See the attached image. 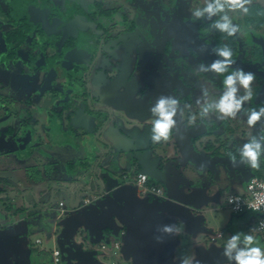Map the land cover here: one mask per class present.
Listing matches in <instances>:
<instances>
[{"label": "flooded vegetation", "instance_id": "flooded-vegetation-1", "mask_svg": "<svg viewBox=\"0 0 264 264\" xmlns=\"http://www.w3.org/2000/svg\"><path fill=\"white\" fill-rule=\"evenodd\" d=\"M254 4L259 3L251 1L247 14L228 11L233 23L240 28L237 35L228 37L211 29L217 17L197 20L192 16V11L203 7L205 0H0V56L5 60L14 59L19 65H15L18 75L10 86L0 83V97L27 104L23 112L28 118L20 119L19 123L25 125L26 122L25 127L30 132L28 148L39 146L42 151L34 153L30 149L35 160L47 157L43 144L53 130L65 131L56 146H66L74 139L70 132L86 124L96 110L122 108L130 115L144 118L152 115L150 107L164 95L177 98L184 108L177 113L174 128L188 152L212 164L219 159L231 163L229 153L239 160L240 142L246 139L231 127L237 119H218V114L201 119L197 104L203 89L208 90L210 100L219 99L224 90V76L228 73L223 76L211 72L198 74V65L217 59L213 49L227 45L232 49L235 62L229 72L243 68L255 76L264 75V62L260 65L261 59L254 57L251 49L257 44L258 36L264 34V24L248 20L253 15ZM242 34L244 46H248L251 53L242 51ZM46 97L53 103L44 122L49 121L42 125L44 122L40 124V119L33 114L40 100ZM251 105L264 107V90L254 96ZM192 116L198 124L194 131L195 122H190ZM38 125L41 129L34 134ZM176 138L172 130L166 142L175 147ZM34 140L39 143L35 145ZM190 143L202 152L194 154ZM133 167H136L134 174L124 175L126 181L142 172L140 166ZM244 167L247 169L246 165ZM180 170L186 177L185 182L190 184L189 165ZM150 210L152 218L146 229L136 232L141 235V242L150 243L146 262L154 263L160 255L165 259L160 245L156 244L163 221L157 220L156 210ZM146 211L142 208V213ZM175 252L172 258L168 255L165 264L169 261L176 264L177 260L180 264L182 258L176 259ZM138 256L141 257L139 264H143L141 260L147 255L140 252ZM211 258L205 257L200 264H209Z\"/></svg>", "mask_w": 264, "mask_h": 264}, {"label": "rangeland", "instance_id": "rangeland-1", "mask_svg": "<svg viewBox=\"0 0 264 264\" xmlns=\"http://www.w3.org/2000/svg\"><path fill=\"white\" fill-rule=\"evenodd\" d=\"M251 1L253 3L257 2L264 7V0ZM255 6L254 4V7ZM253 10L254 11H251L253 14L251 16L255 18L259 13V19L261 18L260 25H263L264 14L256 10V7ZM260 33H257V35ZM243 38L244 35L242 34V51L244 54L248 51L251 53V51L248 50V46H244L245 40ZM258 41H260L259 44ZM258 41L257 44L253 42L254 44L253 46L251 45V49H253V53L255 54L254 57L261 59L260 65H262L264 62V34L258 36ZM15 63L16 61H14V59L5 60L0 56V83H3L7 87L11 85L13 78L18 75V70L15 66L18 64ZM252 87L254 96L257 95L258 92L264 90L263 74H256V79ZM241 94H243V89H241ZM253 99L244 105L245 111L239 113L236 117L237 122L235 123L234 121V126L231 125L234 131L239 133L240 136H244L246 139H251L254 135L258 137L264 135V126H262L264 122L257 123L255 127H249L246 122L247 110L258 109L260 107L251 105ZM52 103L53 100L46 97L41 99L40 103L37 104L34 109L33 115L40 119V124L49 117V108ZM26 107L27 104L15 101L12 98L0 97V264H47L45 261L46 259L51 260L49 264H55L51 259L52 252L55 248L63 250L61 235L70 225L73 229L74 242L82 246L85 251L90 252L91 255H94L99 264H133V260L126 257L122 248L126 242L130 240L127 224L120 220V214H123V210L118 213V204H115L110 195L95 199V195L89 194L85 196L82 193L79 206L76 209L71 208L69 205L66 206V211L60 219H57L60 211H58L54 205H51L50 208H44L45 210L38 211L39 209L36 208L37 204L34 203V199H32L34 204L31 205L28 199L23 196L16 198L8 197V193L13 192L24 195L31 190L40 201L43 200L48 202L51 191L58 183H70L72 184L73 190L77 189V183L73 178L69 179V181H65V179H60V177L51 180H46L45 177V172L48 170L47 163L52 160L55 162L56 159H70L73 152H69V149L49 145L52 140H49L48 138L51 137L47 136L43 144V146H45V149H43L45 152H48L47 157L37 160L31 157L30 149L33 150L34 153H42V151H39V146L28 148V141L31 140L30 132L27 131L25 127L26 122L25 125L19 123L20 119L24 120L28 118L24 116L23 112ZM48 121L49 120H46L42 125H45ZM194 122L193 131L196 130L198 126L197 122ZM39 129H41L40 126H36L34 134H37ZM53 132L56 133V130H53ZM41 134L43 133L39 132V135ZM246 139L240 142V147L248 142ZM34 143L37 145L39 140H34ZM189 145L190 148H193L194 154L202 152L195 149L194 143H190ZM174 153L175 151L171 149L170 154ZM21 158L27 159V161L21 162ZM32 165H37L39 167L40 175H38V172L35 171ZM63 165V162L58 164V175H63L62 172L66 171ZM230 165V162L226 160L215 162L214 169L204 165L200 170L197 165H189V182L191 183L187 184L185 189L190 188L189 192H192L196 196L202 197V195H205L207 197V202L200 206V211L205 217V224L208 231H197V234L194 236L187 232L185 224L181 223L178 227L179 231L176 234L180 242L172 248L173 252L176 251V259L180 257H189L194 261L197 259L196 249L199 245H202L208 250L213 245L219 247L218 242L220 239L218 238V242H213V240L218 237V233L221 231L226 233L223 238L225 243L226 239L231 235L237 232L249 233L250 230L253 229L251 225L241 222L243 217L248 215L251 216V214L241 213L236 215L228 204L229 194L244 193L247 185V170H253V168L246 165L247 169H245V167H243L244 164L242 167L236 166L233 170ZM262 165L264 166V155L260 158V166ZM30 166L32 167L31 171ZM122 166L125 168L123 167V169L116 174V177L119 179L123 178V173H127V176H129L134 174L133 172L136 170V167L128 168L125 162L122 163ZM42 172L44 173L43 176H41ZM11 180L15 181V183H19V186L13 185ZM158 185L165 187V184L162 182ZM165 188L167 189L168 187ZM60 196H62V192L56 191L55 200H59ZM86 198H92L93 200L90 204L83 205ZM15 206L20 208L15 211ZM144 215L146 225H148L152 217L148 212ZM163 215H165V213H162L161 216ZM110 217L114 219L115 223V229L112 230L111 233L103 230L106 226V218ZM141 218L142 217L138 216L137 213L133 214L131 223L132 225L134 223L135 233H137L136 231H140L143 227H141ZM74 224H76L75 227ZM55 229L56 232L54 233ZM123 235L124 238L125 235L128 237L125 238L121 248H113L111 243L118 240ZM158 235L166 236V234L160 230H158ZM253 235H255L257 240L255 246L264 249V238L257 234V232L253 233ZM37 239H41L42 243H37ZM167 248L170 249V245ZM17 249L20 250L18 253ZM26 255L28 258H26ZM76 255L77 254L74 252L69 253L71 264H95L89 262L79 263Z\"/></svg>", "mask_w": 264, "mask_h": 264}, {"label": "water", "instance_id": "water-1", "mask_svg": "<svg viewBox=\"0 0 264 264\" xmlns=\"http://www.w3.org/2000/svg\"><path fill=\"white\" fill-rule=\"evenodd\" d=\"M89 117L90 119L86 124L76 126L74 132H70V137L72 136L74 139L68 142L66 146L61 145V147L69 149V152H73V154H71L73 156H71L70 159L64 160L63 166L66 171L62 173L66 174L65 181H69L71 178L75 179L77 183L76 190L72 189V184L70 183H58L51 191L49 201L43 204H41L42 202L32 191H28L24 195L12 192L8 193V197L16 198L30 195L31 198L34 199V203L38 206L48 208L51 205L55 207L57 205L56 209L60 211L58 205L60 200H55L56 191H62L68 196V203L64 201V209H66L68 205L76 209L79 206L82 193L85 196L91 194L95 195V197L110 195L115 204H118V213L123 210V214H120V220L127 224V231L130 235V240L122 247L126 257L133 260V264H139L141 257L139 258L138 255L141 252L147 255L144 257V260H141L143 264H165V259L168 257V254L171 258L173 257L172 248L179 244L180 241L178 237L176 235L167 234L166 236H161L156 244L160 245L157 246L160 248L162 255L164 253L165 259H162L160 255L159 258H156V262H146L149 257L148 251L150 250V243L141 242V235L135 233L134 223L133 225L131 223L133 214L137 213L138 216L142 217V230L147 227L145 213H142V208L147 209L146 213L152 211L150 210L151 208L156 210L155 216L157 220L163 221L161 226L171 224L179 227L182 223L185 224L187 232L194 236L197 234V231L207 232V227L204 225L205 217L200 211V206L207 201H202L198 197L195 199L194 196L185 192V187L187 186L185 182L186 177H184L180 167L186 166L187 164H194L201 170V168H203L201 165L203 164L214 169L215 163L212 164L193 157V153L191 154L188 152V148L179 140L175 128H173L174 135L177 137L175 147L169 146L167 142L166 144L154 143L151 140V127L154 120L152 115L141 118L140 116L138 117V115H130V113L122 108H115L112 110L101 108L96 110V113ZM135 118H137L138 121H134ZM59 129L56 130V133L52 132L51 138L49 139L52 140V143L55 142L53 143L54 145L56 141H60L61 136L65 134L63 129ZM171 149L175 151L174 154H170ZM191 150L194 152L192 147ZM155 154L158 155L155 156ZM58 160L60 159H56V161ZM123 162H125L128 168L135 165L140 166L143 168L142 172L147 173L150 179L165 184V186L168 187L166 193L167 197L163 199L155 196L154 199H151V195H146L145 198L142 199L138 195L140 190L136 185L126 184L127 181L124 176L126 173H123L122 179L116 177V174L124 167L122 166ZM217 162H221L220 159L217 160ZM32 167L35 168L38 175H40L39 167L37 165H33ZM171 169H173L174 173H172ZM43 174L42 172L41 176H43ZM46 176L47 172L45 177ZM165 176L168 177V180L165 179ZM96 186L99 187V191L93 189V187ZM120 194L127 195V200L124 204H120L119 201L115 200V197ZM86 199L90 201L89 203L84 201L83 205L90 204L93 200L92 198ZM135 206H137L136 209L134 208ZM15 208L16 211L20 207L15 206ZM158 212L160 214L165 213V215L161 216ZM62 215L63 213H60L57 219H60ZM105 222L106 226L103 230L106 231L109 229L111 233V231L115 229L114 219H112V217L106 218ZM75 226L76 224H74V227ZM55 232L56 229L54 233ZM127 237L128 236L125 235V238ZM125 238L123 235L117 241L122 245ZM61 241L63 245V250H61L62 261L64 264H71L69 260V253L71 252L77 254V261L79 263L89 262L99 264L94 255H91L90 252L85 251L82 246L74 242L71 225L62 233ZM169 245L171 247L170 249L167 248ZM111 246L113 247L112 243ZM223 248L224 247L218 248L213 245L208 250L202 245H199L196 249L197 259L194 260L195 264H200L204 258L208 256L213 257L210 259L209 264H229L222 254ZM18 252L19 249H17V253ZM26 258H28L27 255ZM176 262V264H179V260Z\"/></svg>", "mask_w": 264, "mask_h": 264}, {"label": "clouds", "instance_id": "clouds-1", "mask_svg": "<svg viewBox=\"0 0 264 264\" xmlns=\"http://www.w3.org/2000/svg\"><path fill=\"white\" fill-rule=\"evenodd\" d=\"M250 3L251 0H205V5L194 9L191 14L197 20L204 18L212 20L213 17H217L210 25L211 29L232 37L237 35L240 28L233 23L228 11H240L247 14L249 11L247 6ZM213 52L217 59L208 64H199L198 74L209 72L220 76L225 73L228 74L224 76V90L219 99L210 100L208 90H202V98L197 100V104L200 105L199 116L204 119L210 114H218V119H235L239 113L245 111L244 105L254 97L252 85L256 76L252 72L244 71L243 68H236L229 72L235 62L232 58V49L227 45L216 47ZM241 89H243V94H241ZM184 107L190 106L185 105ZM149 110L154 117L151 127V140L154 143L168 141L176 125L177 113L184 110L180 101L173 96L161 95ZM246 114V122L249 127H255L257 123L264 122V107L248 109ZM195 119L196 117L192 116L190 122L195 121ZM238 152L239 160H237L236 155L229 153L231 163L234 165L237 163L245 164L253 169H258L260 158L264 155V135L252 136L238 149ZM254 210L259 211V207H255ZM159 230L167 235H176L179 231L176 225L171 224L163 225ZM259 231H264V221L260 223L259 228H253L249 233L237 232L226 239L222 254L229 264H264V249L255 246L257 240L253 235ZM180 264H195V262L192 258L184 257Z\"/></svg>", "mask_w": 264, "mask_h": 264}, {"label": "built area", "instance_id": "built-area-1", "mask_svg": "<svg viewBox=\"0 0 264 264\" xmlns=\"http://www.w3.org/2000/svg\"><path fill=\"white\" fill-rule=\"evenodd\" d=\"M130 181L139 188V192L143 195H154L163 199L167 197L163 187L149 183V175L147 173L141 172L135 179H130ZM89 201V199L85 200L86 203H89ZM228 204L236 215L241 213L256 214L255 228H259L260 223L264 221V178L258 176L252 177L247 182L244 193L228 195ZM58 205L60 213H64L65 202L59 201ZM257 206L259 207V211L254 210ZM257 233L264 238V231ZM218 236H222V233ZM37 243H41V240L38 239ZM112 245L116 249L121 248V243L117 240ZM51 259L55 264H64L62 261V252L58 248H55L52 252Z\"/></svg>", "mask_w": 264, "mask_h": 264}, {"label": "crops", "instance_id": "crops-1", "mask_svg": "<svg viewBox=\"0 0 264 264\" xmlns=\"http://www.w3.org/2000/svg\"><path fill=\"white\" fill-rule=\"evenodd\" d=\"M53 143H55V142H53ZM52 142L49 144V145H54ZM49 145H47V146H49ZM57 144H55V146H56ZM71 156H73V155H71ZM20 158V157H19ZM25 161H27V159H23V158H21V162H25ZM56 162H58V163H56ZM60 162H64V160H58V161H56L55 160V162H54V160H52L51 162H48L47 163V167H48V170H47V176H46V180L47 179H55V178H57V177H60V179H65L66 178V174H63V175H58V171L59 170H57L58 169V164L60 163ZM231 165H230V167L234 170L235 168H236V166L237 167H242L244 164H240V163H237V164H233V163H230ZM70 165V164H69ZM244 167V166H243ZM53 169V170H52ZM141 169H143V168H141ZM51 170L53 171V172H51ZM57 170V171H56ZM50 171V172H49ZM56 171V172H55ZM142 171V170H141ZM254 176H256V171L255 172H253V171H251V170H247V177H246V181L248 182L252 177H254ZM130 179L131 178H129V182H128V180H127V185H134L131 181H130ZM12 181V180H11ZM13 182V185H16V186H19V183H15V181H12ZM246 182V183H247ZM62 183V182H61ZM149 183L151 184V185H158V184H160V182H158V181H156V180H152V179H150L149 178ZM158 186H160V185H158ZM93 189H95V190H97V191H99V187H93ZM186 190V192L188 193V191H190V188H187V189H185ZM31 191V190H30ZM60 192H62V191H60ZM19 194V193H18ZM191 194V196H194V198L196 199V197H198V198H200V200H202V201H207V198L205 197V196H203L202 195V197L201 196H196L195 194H193L192 192H189V195ZM142 199H143V197H145V196H142L143 194L142 193H140L139 192V194H138ZM104 196H106V195H104ZM104 196H101V197H98L97 198V196H96V198L95 199H99V198H104ZM95 197V196H94ZM24 198H26V199H28V202L31 204V205H33L34 203H33V200H32V198H31V196L30 195H27L26 197H24ZM116 199L115 200H117V201H119V203L120 204H124L125 203V201L127 200L126 198H127V195H125V194H120L119 196H117V197H115ZM26 199H24V200H26ZM59 200L60 201H65L66 203H68V196H67V194L66 193H64V192H62V196H60L59 197ZM42 201V203L41 204H43L45 201H43V200H41ZM56 205V204H55ZM36 208H38L39 210L38 211H42V210H45L44 209V207L43 206H36ZM41 208V209H40ZM48 208H50V207H48ZM56 208H57V205H56ZM249 214H251V216H252V218H251V216L250 215H248V216H245V217H243V219L241 220V222H243V223H246L247 225L249 224V225H251L253 228H255V222H256V218H257V215L256 214H253V213H249ZM59 217V216H58ZM255 219V220H254ZM205 226H206V224H205ZM127 230H128V228H127ZM220 233H222V236H218L213 242H218V238L220 239V241L218 242L219 243V247L218 248H220V247H224V241H223V238L225 237V232H219L218 233V235L220 234ZM258 234V233H257ZM38 240V239H37ZM39 240H41V239H39ZM41 243H42V241H41ZM114 248V247H113ZM20 251V250H19ZM169 255V254H168ZM165 258V257H164ZM165 261H166V259H165ZM168 262V261H167ZM169 264H171L170 262H169Z\"/></svg>", "mask_w": 264, "mask_h": 264}, {"label": "trees", "instance_id": "trees-1", "mask_svg": "<svg viewBox=\"0 0 264 264\" xmlns=\"http://www.w3.org/2000/svg\"><path fill=\"white\" fill-rule=\"evenodd\" d=\"M256 10H258V11H260L261 13H263L264 14V7L262 6V5H260V4H256ZM255 7H254V9H255ZM252 11H253V9H252ZM258 11H256V12H258ZM262 15V14H261ZM252 18V19H251ZM250 22H256L257 21V25H260V20H261V18L259 19V13H258V16L257 17H255V18H253L252 16L250 17V19H248ZM248 21V22H249ZM35 169V168H34ZM35 171L37 172V170L35 169ZM256 176H258V177H263L264 178V166L262 165V166H260L258 169H256ZM106 232H110V230L109 229H107L106 230ZM46 262H47V264H49L50 263V261L51 260H48V259H46L45 260Z\"/></svg>", "mask_w": 264, "mask_h": 264}]
</instances>
